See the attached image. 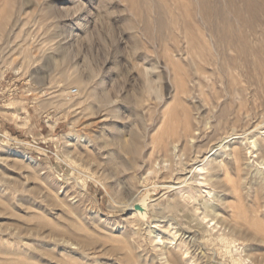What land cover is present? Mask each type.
Masks as SVG:
<instances>
[{"label": "rangeland", "instance_id": "1", "mask_svg": "<svg viewBox=\"0 0 264 264\" xmlns=\"http://www.w3.org/2000/svg\"><path fill=\"white\" fill-rule=\"evenodd\" d=\"M0 132V264H264V0H0Z\"/></svg>", "mask_w": 264, "mask_h": 264}, {"label": "bare ground", "instance_id": "2", "mask_svg": "<svg viewBox=\"0 0 264 264\" xmlns=\"http://www.w3.org/2000/svg\"><path fill=\"white\" fill-rule=\"evenodd\" d=\"M255 141V140H254ZM252 146H254L255 145V142H252V144H251ZM256 147H257V145H256ZM174 149H175V151H176V146L174 147ZM234 149V148H233ZM212 154V153H211ZM235 155H236V153H235ZM180 156V155H179ZM216 162H218V165L219 166H222V160H219V161H217L216 160ZM72 163L75 165V166H77V167H79V165H77L76 164V161L74 162V161H72ZM81 168V167H80ZM223 168H225V167H223ZM196 169L198 170V172L200 173V176L202 177V178H204V176H203V173L205 172V169H204V167L202 166V165H197L196 166ZM195 169V170H196ZM84 173V172H83ZM86 173H88V170H86L85 169V174ZM89 174V176H90V178L92 179V180H96L97 178H95V176L93 175V174H91V173H88ZM87 174V175H88ZM201 178V180H199V183L200 184H203L202 182L204 181L203 179ZM98 181V183L100 184V186L105 190V187H104V185L102 184V182L101 181H99L98 179L96 180V182ZM185 181V180H184ZM174 184H179V183H174ZM182 185V184H181ZM153 186V185H152ZM166 187V186H165ZM170 188H172V189H174V190H178L179 192H181L182 191V186H180V185H178V186H171ZM151 189H152V187H151ZM171 189V190H172ZM106 191V190H105ZM187 191V190H186ZM183 193V192H182ZM204 193L207 195V196H209V199H211V198H213V193L211 192V191H204ZM137 196V195H136ZM135 197V196H134ZM134 197L133 198H131L128 202H127V204H125V206H122V204L120 205V206H122V207H125V209L127 208V209H129V208H131V204L132 203H134ZM136 199V198H135ZM157 200V199H156ZM138 201V200H137ZM209 202H204V206H205V208H209L210 207V203H212V201H210V203L208 204ZM119 204V203H118ZM153 205V204H152ZM152 205H151V207H152ZM212 208V207H211ZM152 211V210H151ZM138 214H141V215H144L145 213L144 212H137ZM136 213V214H137ZM135 215V213L132 215V217ZM135 217H137V216H135ZM152 218V217H151ZM136 219V218H135ZM153 219V218H152ZM150 222H151V220H150ZM44 224V223H43ZM42 224V225H43ZM154 224V223H153ZM42 227H44V228H46L48 231L47 232H51V233H54V232H56V229H57V227L55 226V225H53V224H50V223H47V224H45V225H43ZM41 227V228H42ZM40 228V227H39ZM43 228V229H44ZM152 228H155V226H153ZM65 230V229H64ZM156 230V229H155ZM152 235V239H153V241L154 242H156L155 244H162L164 247L167 245L166 244V241L165 240H163V238H162V232H160L158 229L156 230V231H154L153 232V234H151ZM55 237V236H54ZM170 240V239H169ZM173 240V239H172ZM171 240V241H172ZM126 245H128V244H126ZM162 248V249H165L166 250V248ZM162 249H161V251H162ZM165 250H163L164 252H166ZM162 251V252H163ZM169 253V252H168ZM161 254V253H160ZM6 256V255H5ZM160 256V255H159ZM162 256H163V258H162V261H163V263L164 264H169V262H168V260L165 258L166 256H165V253H162ZM161 256V257H162ZM134 258V257H133ZM29 259V258H28ZM34 259V258H33ZM30 260V259H29ZM29 260H27V262H26V264H33L32 263V261H29ZM35 260V259H34ZM33 260V261H34ZM41 263V262H40ZM137 263V262H136ZM37 264H38V262H37ZM48 264V263H47ZM177 264V263H176Z\"/></svg>", "mask_w": 264, "mask_h": 264}, {"label": "built area", "instance_id": "3", "mask_svg": "<svg viewBox=\"0 0 264 264\" xmlns=\"http://www.w3.org/2000/svg\"><path fill=\"white\" fill-rule=\"evenodd\" d=\"M75 92H72L74 94ZM0 143L1 144H7L8 146H12L15 148H19L21 145V142L17 141L16 139L8 136L6 133L0 132Z\"/></svg>", "mask_w": 264, "mask_h": 264}, {"label": "water", "instance_id": "4", "mask_svg": "<svg viewBox=\"0 0 264 264\" xmlns=\"http://www.w3.org/2000/svg\"><path fill=\"white\" fill-rule=\"evenodd\" d=\"M136 209H138V207H136Z\"/></svg>", "mask_w": 264, "mask_h": 264}]
</instances>
